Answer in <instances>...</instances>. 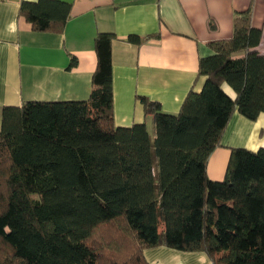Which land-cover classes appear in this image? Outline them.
I'll list each match as a JSON object with an SVG mask.
<instances>
[{
    "label": "trees",
    "instance_id": "trees-1",
    "mask_svg": "<svg viewBox=\"0 0 264 264\" xmlns=\"http://www.w3.org/2000/svg\"><path fill=\"white\" fill-rule=\"evenodd\" d=\"M70 7L22 1L19 12L33 30L59 31ZM261 36L251 7L236 12L177 113L141 96L153 135L114 123L111 33L95 37L87 100L2 107L0 264H148L143 250L161 244L214 264H264V148L233 147L224 179L206 173L231 115L264 113Z\"/></svg>",
    "mask_w": 264,
    "mask_h": 264
},
{
    "label": "crops",
    "instance_id": "crops-1",
    "mask_svg": "<svg viewBox=\"0 0 264 264\" xmlns=\"http://www.w3.org/2000/svg\"><path fill=\"white\" fill-rule=\"evenodd\" d=\"M22 1L35 0H0V122L4 106L87 100L98 33L113 35L115 125L145 123L150 135L152 115L145 114L140 97L159 103L166 113H177L188 92L203 86L199 59L213 53L211 43L232 37L236 12L251 7V24L262 30L257 49L264 54V0H62L71 7L59 31L33 30L19 12ZM129 35L141 42L129 41ZM223 88L235 96L227 84ZM233 147L264 148V113L255 120L237 111L231 115L207 160L210 179H224ZM143 254L148 264H214L203 251L163 244Z\"/></svg>",
    "mask_w": 264,
    "mask_h": 264
}]
</instances>
